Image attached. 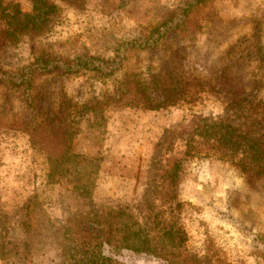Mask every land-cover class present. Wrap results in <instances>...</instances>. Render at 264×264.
Instances as JSON below:
<instances>
[{"label": "rangeland", "instance_id": "obj_1", "mask_svg": "<svg viewBox=\"0 0 264 264\" xmlns=\"http://www.w3.org/2000/svg\"><path fill=\"white\" fill-rule=\"evenodd\" d=\"M50 1L59 10L46 31L0 44L2 70L28 68L44 46L65 62L112 59L157 25L160 7L190 2ZM4 3L36 14L33 0ZM195 10L196 27L132 46L108 77L0 86V264H85L88 227L107 240L98 264H264V173L249 181L217 158L236 134L264 149V0ZM74 155L93 158L94 175L68 165ZM55 159H71L63 182L49 177ZM180 160L174 195L164 174ZM125 236L154 253L123 249Z\"/></svg>", "mask_w": 264, "mask_h": 264}, {"label": "trees", "instance_id": "obj_2", "mask_svg": "<svg viewBox=\"0 0 264 264\" xmlns=\"http://www.w3.org/2000/svg\"><path fill=\"white\" fill-rule=\"evenodd\" d=\"M70 5L79 6L83 0H60ZM205 0H190L184 6L175 9H165L160 7V21L157 25L152 26L149 32L140 40L134 41L133 44H122L118 46L115 57L109 60H104L97 57H92L88 54L75 57L69 62H65L61 57L55 54L49 47H42L36 54L34 63L25 69L4 71L0 68V86H29L34 80L42 76L61 72L65 75H73L81 71H94L101 77H108L120 69L119 64L125 58V54L129 48L136 46L140 48L155 47L161 38L168 35L170 32L178 30L187 31L191 26L196 27V8ZM33 10L36 14H25L17 10L15 6H5L4 0H0V44H13L19 36L27 34L31 36L41 35L49 27L52 17H55L58 12V7L50 0H33ZM162 11V13H161ZM193 15V20H190ZM34 82V81H33ZM250 97V96H249ZM247 96L242 97L238 102L246 103ZM263 104V102H259ZM239 137L238 142L226 139L223 137L217 143H221L219 149L224 151L227 155H219L217 158L224 160L232 165H237L241 169V173L250 181L261 173H264V149L261 150V145L257 139H249L245 136L236 134ZM239 135V136H238ZM262 147H264L262 145ZM63 159V158H62ZM72 159L71 162L70 161ZM70 160H50L52 164L51 179H66L71 172L70 166L80 168L81 171H86L82 174L94 175L92 163L94 161L91 157L74 155ZM184 161L175 162L171 168L165 171L164 177L168 184L169 190L175 195L177 183L180 180V174L183 168ZM182 165V166H181ZM90 238L93 243H85L83 248L92 249L88 261L85 264H98L95 260L94 253L98 250H105L107 240L104 239V234L99 228H89ZM179 231V230H178ZM177 231V232H178ZM133 239H135L133 241ZM181 241L175 237L169 240ZM123 249H127L136 253H146L152 255L153 247L146 239L130 238L125 236L123 239ZM108 254L111 250L107 249ZM103 253V252H102ZM105 257V256H104ZM86 258V259H87ZM107 259V257H105ZM105 259V260H106ZM107 261V260H106Z\"/></svg>", "mask_w": 264, "mask_h": 264}]
</instances>
